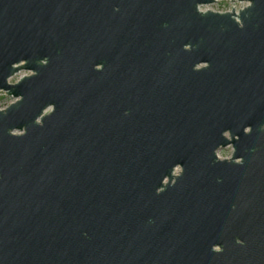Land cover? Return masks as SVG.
Masks as SVG:
<instances>
[{
  "label": "water",
  "instance_id": "1",
  "mask_svg": "<svg viewBox=\"0 0 264 264\" xmlns=\"http://www.w3.org/2000/svg\"><path fill=\"white\" fill-rule=\"evenodd\" d=\"M214 1L0 0V264H264V0Z\"/></svg>",
  "mask_w": 264,
  "mask_h": 264
},
{
  "label": "rangeland",
  "instance_id": "2",
  "mask_svg": "<svg viewBox=\"0 0 264 264\" xmlns=\"http://www.w3.org/2000/svg\"><path fill=\"white\" fill-rule=\"evenodd\" d=\"M223 2V1H222ZM221 2V3H222ZM225 3V2H224ZM227 6V5H226ZM24 74H29L28 71L26 70H21L18 73H16L13 77H11L9 79L10 82H15L20 76L24 75ZM14 99L10 96H7L4 92L0 91V109L5 108L6 106H8ZM232 147L231 146H227L225 148H221L217 151V155L219 158L223 159V158H229L232 154ZM179 170V168L176 169L175 172H177Z\"/></svg>",
  "mask_w": 264,
  "mask_h": 264
},
{
  "label": "built area",
  "instance_id": "3",
  "mask_svg": "<svg viewBox=\"0 0 264 264\" xmlns=\"http://www.w3.org/2000/svg\"><path fill=\"white\" fill-rule=\"evenodd\" d=\"M247 4H248V2L240 1V0H215L211 4L200 6L199 9L203 10V11L212 10V11L224 12V11H230V10H232V7H234V10L236 12H238L239 9H242Z\"/></svg>",
  "mask_w": 264,
  "mask_h": 264
}]
</instances>
